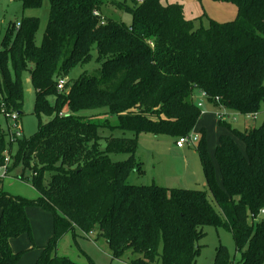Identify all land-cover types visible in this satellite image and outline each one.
<instances>
[{
  "label": "trees",
  "instance_id": "1",
  "mask_svg": "<svg viewBox=\"0 0 264 264\" xmlns=\"http://www.w3.org/2000/svg\"><path fill=\"white\" fill-rule=\"evenodd\" d=\"M216 1L234 3L237 16L225 23L211 20L206 29H195L181 4L161 0L129 8L130 25L102 15L109 0H50L40 46L38 19L24 18L9 29L0 51V115H23L26 72L35 90V115L51 120L30 139L15 133L11 143L0 127V160L17 144L15 162L31 171L28 179L40 195L29 201L0 193V264H19L22 252L10 242L32 236L26 213L31 205L54 217V236L36 264H79L57 256L58 244L75 229L93 236L96 227L112 260L132 252L138 258L131 264H196L207 226L231 232L241 264H264V123L242 132L220 121L229 132L215 150L221 185L204 130L197 151L206 190L128 183L131 172L143 173L136 160L141 132L177 140L196 128L202 114L196 92L219 109L254 116L262 110L264 0ZM22 3L36 9L42 0ZM94 60L98 70L72 77ZM65 107L68 112L60 115ZM109 116L117 117L116 126ZM103 128L132 131L135 137H103ZM110 154L129 157L113 162ZM46 171L52 174L48 184ZM215 261L236 264L223 245ZM88 264L95 263L88 257Z\"/></svg>",
  "mask_w": 264,
  "mask_h": 264
},
{
  "label": "rangeland",
  "instance_id": "2",
  "mask_svg": "<svg viewBox=\"0 0 264 264\" xmlns=\"http://www.w3.org/2000/svg\"><path fill=\"white\" fill-rule=\"evenodd\" d=\"M111 1L121 4L114 5ZM144 0H109L102 5L100 11L104 17L123 22L130 25L133 22L132 14L128 11ZM163 5L181 4L184 8L185 18L193 21L195 29L209 28L210 21L215 20L219 23L233 21L237 16V6L232 2L216 0H161ZM51 4L50 0H42V5L36 9H24L22 0H0V51L3 50L2 42L8 31L17 29L24 18H36L40 23L36 35L37 45H41L45 32L48 27L50 18ZM10 33V32H9ZM96 56V54H94ZM99 65L94 60L86 67L74 71L72 77H78L84 70L92 71ZM21 82L24 88V109L23 115L17 121L10 120L7 122L4 116L0 115V127L8 133L6 141L11 143L13 138L9 134V126L18 132V138L30 139L39 131L40 124H48L51 117L43 115L38 118L34 113L35 90L30 81L28 73H22ZM54 103L55 98H50ZM196 102L202 103V114L196 128L189 134L191 137H198L199 141L184 149L176 147V140L169 135H154L152 133L141 132L139 134L138 149L136 160L142 164L143 173L136 171L131 172L128 183L131 185H158L165 188L189 189V190H206L205 177L198 154V146L202 141V130L205 131L207 149L216 169V178L221 185V174L218 162L215 158V150L219 144L222 134L229 132L220 127V121L226 122L239 131L256 128L264 123V104L261 112L254 118H247L245 114L239 112L219 109L207 98L196 93ZM60 115L68 112L67 107L61 111ZM97 112L103 111H82L79 115L91 116ZM236 118V120H234ZM111 126L118 123L117 117L109 116ZM16 126V128H15ZM103 137H135L132 131H123L120 129L103 128L100 130ZM103 149L106 146V140H103ZM244 150V145L240 143ZM9 153V151L7 150ZM18 152V146H13L12 161L9 168V175L0 179V193H6L12 197H21L33 201L39 198V193L34 189L31 178V171L25 170L22 164H16L15 156ZM113 162L125 161L128 159L126 154H110ZM52 174L48 171L44 173L43 181L48 184L51 181ZM25 177V179H22ZM27 217L31 223L32 236L23 235L17 238L13 243L15 252H22L19 264H36L42 255V247L46 246L54 236V217L37 206L27 207ZM249 220H252L249 214ZM205 237L199 242L201 253L197 258L196 264H216V250L220 245L225 246L236 264H241V254L236 250V246L230 231L224 228H214L211 226L204 227ZM95 234L90 238L84 233L75 229L70 231L58 244L56 251L57 256H66L79 264H88V257L95 264H131L137 255L128 252L121 260H112V254L108 243L99 237L98 228H95ZM82 252L86 253L85 255ZM155 264H159L156 262Z\"/></svg>",
  "mask_w": 264,
  "mask_h": 264
},
{
  "label": "built area",
  "instance_id": "3",
  "mask_svg": "<svg viewBox=\"0 0 264 264\" xmlns=\"http://www.w3.org/2000/svg\"><path fill=\"white\" fill-rule=\"evenodd\" d=\"M94 14L96 16H99V12H95ZM64 85H65L64 82L60 81L59 89L62 90L64 88ZM201 96L206 98V95L204 93H201ZM198 106L200 108H202V103H198ZM246 116H247V118L256 117V115L254 116L251 114H246ZM5 117L9 121L11 119L17 121V118H18L17 114H5ZM234 120H236V118H234ZM15 128H16V126H15ZM15 133L18 135V132L14 131L13 127L9 126V134H11L12 138H13ZM198 141H199L198 137H191L189 135L185 136V137H180L176 141V147H178L179 149H183L186 146H191V145L197 143ZM11 161H12L11 156L8 154V152H6L4 158L2 160H0V179H4V178L8 177ZM262 214H264V211H262Z\"/></svg>",
  "mask_w": 264,
  "mask_h": 264
},
{
  "label": "crops",
  "instance_id": "4",
  "mask_svg": "<svg viewBox=\"0 0 264 264\" xmlns=\"http://www.w3.org/2000/svg\"><path fill=\"white\" fill-rule=\"evenodd\" d=\"M196 93H199V92H196ZM196 93H195V97H196ZM223 135V134H222ZM184 149V148H183ZM85 235V234H84ZM86 237H88V238H90L91 236H88V235H85ZM16 239H14V240H11V247H13V245H12V243L15 241ZM13 249V248H12Z\"/></svg>",
  "mask_w": 264,
  "mask_h": 264
}]
</instances>
